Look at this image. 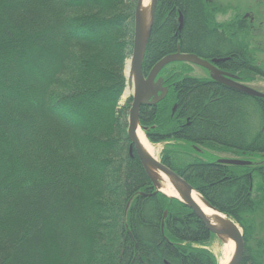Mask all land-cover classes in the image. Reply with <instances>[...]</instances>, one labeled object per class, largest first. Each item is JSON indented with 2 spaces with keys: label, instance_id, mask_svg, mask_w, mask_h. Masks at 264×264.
I'll return each instance as SVG.
<instances>
[{
  "label": "trees",
  "instance_id": "obj_1",
  "mask_svg": "<svg viewBox=\"0 0 264 264\" xmlns=\"http://www.w3.org/2000/svg\"><path fill=\"white\" fill-rule=\"evenodd\" d=\"M135 2L0 0V264H217L206 248L215 235L154 194L129 153L132 98L119 102ZM225 8L157 0L143 74L179 52L225 58L243 81L264 78L253 23L216 20ZM187 65L161 69L168 92L140 107L139 124L164 145L160 161L240 226V264H264V98ZM216 153L251 164L218 163Z\"/></svg>",
  "mask_w": 264,
  "mask_h": 264
},
{
  "label": "water",
  "instance_id": "obj_2",
  "mask_svg": "<svg viewBox=\"0 0 264 264\" xmlns=\"http://www.w3.org/2000/svg\"><path fill=\"white\" fill-rule=\"evenodd\" d=\"M157 0H150L149 6V18L146 19L142 8L143 0H136L133 15V42L132 50L129 59L126 61L125 76L127 79L126 89L132 91L131 103L127 114V137L129 139V153L133 152L137 155L145 173L151 180L155 191L154 194L160 192L166 197L171 199H177L188 207L205 225L210 233L219 237L222 240V245L229 242L232 243L231 258L228 264H240L243 252H244V240L243 233L240 226L226 214L220 212L216 208L212 207L203 197L202 203L206 207L213 210L217 215H212V219L221 222V227H216L208 218L199 205L193 198V192L195 189L189 184L183 177H181L174 170L163 164L159 159L151 156L143 147L140 141L137 130L142 128L139 124V113L142 105H154L158 101L162 100L167 93V88L161 85V78H157L161 69L172 62H184L191 65L199 66L210 73L209 77L218 83H221L229 88H232L241 93L253 96L263 97L264 93L260 92L246 84L237 82L232 78L227 77V74L219 70L215 63L223 61L224 59H211L206 60L198 57L192 53H173L168 54L161 58L151 68L149 73L145 76L142 72V62L146 45L150 36L151 28L154 20V11ZM182 17L179 16V29L181 28ZM126 68L128 74H126ZM160 92V94H158ZM145 135V134H144ZM146 136V135H145ZM218 163L228 165H250L251 161L243 160L239 158H219ZM164 173L170 183V187L167 185L168 190L177 192L178 197L174 195H168L161 188V180L159 179L156 171ZM165 214V213H164Z\"/></svg>",
  "mask_w": 264,
  "mask_h": 264
},
{
  "label": "rangeland",
  "instance_id": "obj_3",
  "mask_svg": "<svg viewBox=\"0 0 264 264\" xmlns=\"http://www.w3.org/2000/svg\"><path fill=\"white\" fill-rule=\"evenodd\" d=\"M222 3L226 8L224 13L217 14L216 20L224 21L232 18L234 15H242L247 13L249 17H253V28L255 31V39L258 43L264 46V0H217ZM253 38V39H254ZM252 39V40H253ZM258 60L264 63V52L259 51L254 55ZM192 75L204 77L207 76V71L196 65H187L185 67ZM246 85L264 93V78L259 76L252 77L251 80L245 81ZM126 90V88H125ZM124 90V93H125ZM123 93L120 104L123 105L126 100L132 95V91H129L127 95ZM147 137V136H146ZM152 144V143H151ZM156 149V157L160 160L161 153L163 151L164 145L162 143L153 144ZM219 157H232L229 154L216 153ZM264 216V215H263ZM261 234L264 237V226L261 230ZM222 246V240L219 237H213L207 244L206 248L209 249L215 256L218 264V258L220 255V247Z\"/></svg>",
  "mask_w": 264,
  "mask_h": 264
},
{
  "label": "bare ground",
  "instance_id": "obj_4",
  "mask_svg": "<svg viewBox=\"0 0 264 264\" xmlns=\"http://www.w3.org/2000/svg\"><path fill=\"white\" fill-rule=\"evenodd\" d=\"M149 6H150V0H143L142 2V8H143V11H144V14L146 16V19L148 20L149 18V14H148V11H149ZM126 74H128V71H127V68H126ZM129 93V89L127 88L125 90V95H127ZM145 133L142 132V130L139 128L137 130V135L140 139V141L142 142L143 144V147L144 149L153 157H156V149H155V146L153 144H151L149 142V140L147 139V137L144 135ZM159 179L161 180V184H162V190L167 193L168 195H174V196H177L178 197V194L177 192L175 191H172V190H168V188H166V186L168 185L169 187L171 186L169 181H168V178L167 176L160 172V171H156ZM171 188V187H170ZM193 198L195 200V202L199 205V207L202 209V211L204 212V214L210 218L212 217V215H217L216 212H214L213 210L209 209L208 207L205 206V204L202 203V196L201 194L198 192V191H194L193 192ZM210 221L216 226V227H221V222L219 221H215L214 219L210 218ZM232 250V243L229 242L227 244H223L221 247H220V255H219V258H218V264H228L229 261H230V258H231V251Z\"/></svg>",
  "mask_w": 264,
  "mask_h": 264
},
{
  "label": "flooded vegetation",
  "instance_id": "obj_5",
  "mask_svg": "<svg viewBox=\"0 0 264 264\" xmlns=\"http://www.w3.org/2000/svg\"><path fill=\"white\" fill-rule=\"evenodd\" d=\"M242 17L243 18H249V21H250V23H253V17H249V15L247 14V13H245V14H242ZM222 59H225V58H222ZM210 61V60H209ZM223 61H225V60H223ZM223 61H220V62H217V63H215V66L219 69V70H221L222 72H224V73H226L227 74V77H229V78H232L233 80H235V81H237V82H240V83H243V84H245L246 82L245 81H243L242 79H241V77H239L238 75H237V73H234L232 70H228V69H225V68H223L222 66H221V64L220 63H222ZM210 75V73L207 71V76H209ZM205 77V76H204ZM157 78H161V85L163 86V87H166L167 88V92H168V87L164 84V82H163V78L159 75V73H158V75H157ZM158 94H160V92L158 93ZM167 94V93H166ZM161 101V100H160ZM159 102V101H158ZM157 102V103H158ZM156 104V103H155ZM154 104V105H155ZM174 110H175V107H173V109H172V111L174 112Z\"/></svg>",
  "mask_w": 264,
  "mask_h": 264
}]
</instances>
